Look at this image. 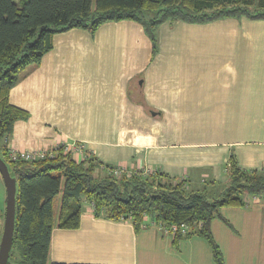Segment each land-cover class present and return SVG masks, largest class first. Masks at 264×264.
I'll return each mask as SVG.
<instances>
[{"label":"crops","instance_id":"1","mask_svg":"<svg viewBox=\"0 0 264 264\" xmlns=\"http://www.w3.org/2000/svg\"><path fill=\"white\" fill-rule=\"evenodd\" d=\"M10 101L28 111L7 145L52 150L84 142L98 160L131 171L160 169L216 195L234 154L264 168V19L166 21L154 44L123 19L96 31L75 27L23 70ZM223 207L212 222L225 264H264V195ZM59 203V201H58ZM7 188L0 172V211ZM51 259L91 264H217L208 241L180 240L161 225L136 232L131 220L96 217L85 203L81 226L53 230Z\"/></svg>","mask_w":264,"mask_h":264},{"label":"trees","instance_id":"2","mask_svg":"<svg viewBox=\"0 0 264 264\" xmlns=\"http://www.w3.org/2000/svg\"><path fill=\"white\" fill-rule=\"evenodd\" d=\"M243 17L264 19V0H0V155L17 181L8 264H91L51 259L54 228H79L85 203H91L96 217L131 220L136 232L148 223L161 225L173 234L176 246L200 236L210 244L215 262L225 264L212 222L225 219L223 207H243L248 195H264V168L246 169L233 154L228 183L214 195L160 169L116 176L109 173L113 165L92 153L77 161L62 146L52 149L53 156L14 159L7 141L15 122L29 113L10 101V91L20 73L53 48L58 32L75 27L94 32L105 22L130 19L140 22L156 45L157 28L166 21Z\"/></svg>","mask_w":264,"mask_h":264},{"label":"water","instance_id":"3","mask_svg":"<svg viewBox=\"0 0 264 264\" xmlns=\"http://www.w3.org/2000/svg\"><path fill=\"white\" fill-rule=\"evenodd\" d=\"M0 172L7 188V205L5 211L4 229L0 243V264H8L15 231L17 181L14 177H12L8 164L1 157V155Z\"/></svg>","mask_w":264,"mask_h":264},{"label":"built area","instance_id":"4","mask_svg":"<svg viewBox=\"0 0 264 264\" xmlns=\"http://www.w3.org/2000/svg\"><path fill=\"white\" fill-rule=\"evenodd\" d=\"M59 146H62L65 153L71 154L74 159L77 161H82L86 159L91 152L87 149V146L84 142H72V143H62ZM58 147V146H56ZM55 147V148H56ZM9 153L12 158H24L26 160H36L45 158L47 156H53V150L46 149H16L15 147L8 148ZM144 173H149L151 170L143 169ZM133 171L121 165H113V168L109 169V173L114 174L116 176H120L123 173L131 174ZM173 230H176V226L172 227ZM167 230V229H166ZM170 232L169 230H167Z\"/></svg>","mask_w":264,"mask_h":264},{"label":"rangeland","instance_id":"5","mask_svg":"<svg viewBox=\"0 0 264 264\" xmlns=\"http://www.w3.org/2000/svg\"><path fill=\"white\" fill-rule=\"evenodd\" d=\"M58 201H59V197H57L55 200V211H56V213L58 212ZM4 221H5V217L1 216V211H0V243H1L2 235H3ZM11 264H16V263L12 262Z\"/></svg>","mask_w":264,"mask_h":264}]
</instances>
